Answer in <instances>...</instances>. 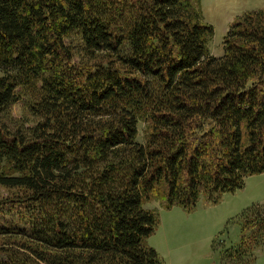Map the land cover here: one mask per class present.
<instances>
[{
	"label": "trees",
	"instance_id": "16d2710c",
	"mask_svg": "<svg viewBox=\"0 0 264 264\" xmlns=\"http://www.w3.org/2000/svg\"><path fill=\"white\" fill-rule=\"evenodd\" d=\"M212 35L199 0H0V236L31 254L0 264H164L144 204L191 211L264 172V8L220 57ZM19 98L41 119L7 125ZM240 216L229 260L264 247V203Z\"/></svg>",
	"mask_w": 264,
	"mask_h": 264
},
{
	"label": "rangeland",
	"instance_id": "374dc122",
	"mask_svg": "<svg viewBox=\"0 0 264 264\" xmlns=\"http://www.w3.org/2000/svg\"><path fill=\"white\" fill-rule=\"evenodd\" d=\"M199 4L203 21L213 26L208 49L215 57L223 55V35L233 20L246 12L264 8V0H199ZM75 40L79 41V38ZM72 45L76 49L73 59L86 60L80 43L73 42ZM8 113L6 123L10 127L17 120L32 124L41 119L31 112L26 98H19L10 106ZM13 192L0 187V202ZM214 198L217 199L215 204L211 203ZM263 203L264 172L246 177L244 186L234 192L202 194L191 211L177 206L166 209L157 202L148 201L144 207L157 210L159 223L147 243L157 251L164 264H264L262 245L253 246L251 254L245 253L241 258L233 256L229 260L224 255V249H229L240 239L241 213ZM3 205H0V221L16 219L6 206L1 208ZM25 243L30 244L19 236H0V254L13 252L12 257L26 259L31 254L21 247Z\"/></svg>",
	"mask_w": 264,
	"mask_h": 264
}]
</instances>
